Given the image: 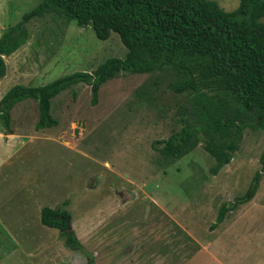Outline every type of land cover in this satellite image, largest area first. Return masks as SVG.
<instances>
[{"label":"rangeland","instance_id":"374dc122","mask_svg":"<svg viewBox=\"0 0 264 264\" xmlns=\"http://www.w3.org/2000/svg\"><path fill=\"white\" fill-rule=\"evenodd\" d=\"M40 1L0 0V36ZM214 1L225 11L239 5ZM25 24L27 41L4 56L0 99L14 85L91 73L127 51L116 33L101 40L59 14ZM91 97L82 81L52 97V127H35L34 99L10 109L9 126L0 117V132L21 136L0 144V264H86L59 229L41 223L44 206L69 213L95 264H264L263 129L246 128L232 160L213 174L215 160L200 143L175 160L152 147L180 129L187 106L165 73L121 72L100 86L95 103ZM256 172L250 201L216 223L220 207L243 196Z\"/></svg>","mask_w":264,"mask_h":264},{"label":"trees","instance_id":"16d2710c","mask_svg":"<svg viewBox=\"0 0 264 264\" xmlns=\"http://www.w3.org/2000/svg\"><path fill=\"white\" fill-rule=\"evenodd\" d=\"M47 13L89 25L101 40L116 33L127 49L125 57L108 58L91 73L74 72L43 86L14 85L0 99L5 125L19 101L36 100L35 127H52L57 121L50 100L72 85L88 84L95 103L100 86L121 72L160 71L169 77V88L187 98L180 129L152 142L163 156L179 159L200 143L214 158L210 171L216 174L232 160L246 128L264 130V0H239L232 11L214 0H41L1 34L0 78L6 73L4 56L27 41L25 23ZM260 161L264 171V152ZM259 177L256 172L243 196L220 207L216 223L228 210L250 201ZM67 218L69 213L59 208L44 206L40 211L42 224L59 229L67 247L81 250L86 264H95Z\"/></svg>","mask_w":264,"mask_h":264},{"label":"crops","instance_id":"0c3cea01","mask_svg":"<svg viewBox=\"0 0 264 264\" xmlns=\"http://www.w3.org/2000/svg\"><path fill=\"white\" fill-rule=\"evenodd\" d=\"M12 130L13 129L8 128V130L4 133L0 132V144L9 146L10 143L12 144L13 142H15V138L19 139L21 137L20 135L15 134V132H12Z\"/></svg>","mask_w":264,"mask_h":264},{"label":"flooded vegetation","instance_id":"af4514ba","mask_svg":"<svg viewBox=\"0 0 264 264\" xmlns=\"http://www.w3.org/2000/svg\"><path fill=\"white\" fill-rule=\"evenodd\" d=\"M66 221L68 222V221H70V219H69V218H67V220H66ZM68 223H69V222H68Z\"/></svg>","mask_w":264,"mask_h":264}]
</instances>
